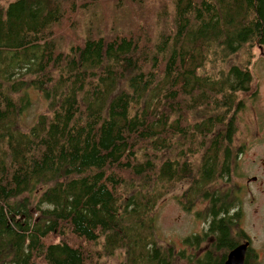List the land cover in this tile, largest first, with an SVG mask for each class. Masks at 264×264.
<instances>
[{
  "label": "trees",
  "instance_id": "obj_1",
  "mask_svg": "<svg viewBox=\"0 0 264 264\" xmlns=\"http://www.w3.org/2000/svg\"><path fill=\"white\" fill-rule=\"evenodd\" d=\"M254 46L264 0H0V264H164L156 209L183 185L185 210L237 224L218 181L258 90L252 53L228 63ZM31 89L47 110L23 127Z\"/></svg>",
  "mask_w": 264,
  "mask_h": 264
},
{
  "label": "rangeland",
  "instance_id": "obj_2",
  "mask_svg": "<svg viewBox=\"0 0 264 264\" xmlns=\"http://www.w3.org/2000/svg\"><path fill=\"white\" fill-rule=\"evenodd\" d=\"M139 6L137 1L130 5L129 10L134 12ZM95 7L106 17L120 19V15L113 12L115 7L113 4L105 5L100 2ZM89 16L90 13L86 19ZM100 27H103V24ZM250 53L253 54L250 61L253 75L252 91L258 90V94L256 98L248 99L245 109L239 113L234 146L238 150L243 145V152L239 155L235 178L232 177L231 183L226 179H220L218 188L221 190L234 188V195L240 201L237 205L241 210L236 231H241L252 238V246L259 258V264H264V47L245 48L236 58L232 57L228 64L242 63ZM30 97L32 106L20 119V125L23 127L33 125L37 116L47 110L48 102L41 92L31 89ZM183 187L179 186L169 191L157 205L155 234L158 245H163L162 247H167L169 243L179 244L182 236L191 235L195 230L202 229L201 226L198 227L195 219L204 218L199 217L197 213L205 211L207 205L198 202L191 211L185 210L178 202ZM126 256V251L120 250L112 256H105L103 261H106V264H125ZM178 264H183V261H178Z\"/></svg>",
  "mask_w": 264,
  "mask_h": 264
},
{
  "label": "flooded vegetation",
  "instance_id": "obj_3",
  "mask_svg": "<svg viewBox=\"0 0 264 264\" xmlns=\"http://www.w3.org/2000/svg\"><path fill=\"white\" fill-rule=\"evenodd\" d=\"M242 152L243 150L239 155ZM236 211L239 213L241 210L237 207ZM195 220L199 224L198 227L201 226L202 229L195 230L191 235L182 236L179 244L169 243L167 246L169 258H164V264H178V261H183V264H226L230 252L246 241H249L250 245L244 258V264H259V258L252 246V238L241 231L237 232L236 224L231 226L225 219ZM231 241H233V246Z\"/></svg>",
  "mask_w": 264,
  "mask_h": 264
},
{
  "label": "water",
  "instance_id": "obj_4",
  "mask_svg": "<svg viewBox=\"0 0 264 264\" xmlns=\"http://www.w3.org/2000/svg\"><path fill=\"white\" fill-rule=\"evenodd\" d=\"M257 177H254L256 179ZM250 243L246 241L239 244L235 249H233L230 254L226 264H244V258L247 253Z\"/></svg>",
  "mask_w": 264,
  "mask_h": 264
}]
</instances>
